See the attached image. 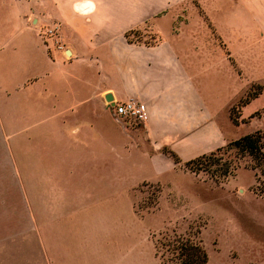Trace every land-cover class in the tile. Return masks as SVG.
<instances>
[{
	"label": "crops",
	"instance_id": "obj_1",
	"mask_svg": "<svg viewBox=\"0 0 264 264\" xmlns=\"http://www.w3.org/2000/svg\"><path fill=\"white\" fill-rule=\"evenodd\" d=\"M178 1L0 0V134L6 149L20 132L28 134L31 149L44 142L92 153L103 145L121 156L137 148L153 162L169 156L163 146L182 160L223 146L228 139L219 120L224 78L246 82L238 102L249 86H262L240 105L241 117L254 118L258 109L249 113V107L264 95V0H220L218 10L233 28L230 39L221 35L225 48L211 46L210 36L160 31L167 6ZM144 24L156 41L129 38ZM53 25L56 34L42 32ZM107 93L112 100L143 101L146 120L126 124L114 115ZM94 101L107 108H94ZM108 209L94 211V224H114ZM64 212L52 205L43 224L59 223ZM82 212L79 204L74 214ZM97 244V264H135L123 238ZM42 264H61L44 240Z\"/></svg>",
	"mask_w": 264,
	"mask_h": 264
},
{
	"label": "rangeland",
	"instance_id": "obj_2",
	"mask_svg": "<svg viewBox=\"0 0 264 264\" xmlns=\"http://www.w3.org/2000/svg\"><path fill=\"white\" fill-rule=\"evenodd\" d=\"M219 5L220 0H179L167 6L168 13L158 22L160 31L210 36L206 42L225 48L221 35L230 39L233 28ZM149 30L144 24L129 38L156 41ZM224 84L219 120L228 139L218 156L219 162L231 160L235 166L224 177L215 164L194 172L169 156L153 162L137 148L121 156L103 145L94 146L92 153L64 144L45 147L44 142L31 149L26 132L15 135L6 149L7 140L0 134V263L42 264L44 240L61 264H97V243L112 237L130 245L135 264H173L161 256L159 245L179 235L205 247L206 264H264L263 177L251 167L249 155L228 145L257 129L264 134V95L249 107V113L258 109L254 118L241 117L237 105L246 82L224 78ZM258 86L254 83L248 91ZM94 108L107 106L94 101ZM40 173L51 180H42ZM79 204L83 212L74 214ZM52 205L64 208L66 217L43 224ZM106 208L114 224H94V211ZM107 249L104 244L102 252Z\"/></svg>",
	"mask_w": 264,
	"mask_h": 264
},
{
	"label": "trees",
	"instance_id": "obj_3",
	"mask_svg": "<svg viewBox=\"0 0 264 264\" xmlns=\"http://www.w3.org/2000/svg\"><path fill=\"white\" fill-rule=\"evenodd\" d=\"M260 90L261 86H258V88L248 91L246 97L238 102L237 109L239 114L240 105L250 97L255 96ZM258 113L259 112L256 111V114ZM228 145L234 147L243 155L250 156L253 161L251 167L257 169L259 174L263 177V185L260 187V191L264 195V134L262 131L257 129L253 132L243 134L229 141ZM223 148V146H219L209 152L199 154L187 160H182L181 157L168 146H163L162 152L169 155L175 163L183 164L194 172L204 168L206 165L215 164L218 166L216 170H220V175L224 177L230 174L235 166L232 164L231 160L219 162L221 156H218V154ZM159 247L161 249V256H163L166 261H170L173 264H206L208 261V253L205 247L199 241L190 237L178 235L172 239L161 241ZM159 247L157 249H159Z\"/></svg>",
	"mask_w": 264,
	"mask_h": 264
},
{
	"label": "built area",
	"instance_id": "obj_4",
	"mask_svg": "<svg viewBox=\"0 0 264 264\" xmlns=\"http://www.w3.org/2000/svg\"><path fill=\"white\" fill-rule=\"evenodd\" d=\"M44 34L52 36L56 34L57 27L46 26L43 31ZM110 108L115 116L122 118L126 124H139L144 122L147 118V108L143 101L128 98L125 100L113 99L108 101Z\"/></svg>",
	"mask_w": 264,
	"mask_h": 264
},
{
	"label": "water",
	"instance_id": "obj_5",
	"mask_svg": "<svg viewBox=\"0 0 264 264\" xmlns=\"http://www.w3.org/2000/svg\"><path fill=\"white\" fill-rule=\"evenodd\" d=\"M105 98L108 101H112V95L110 93L105 94Z\"/></svg>",
	"mask_w": 264,
	"mask_h": 264
}]
</instances>
